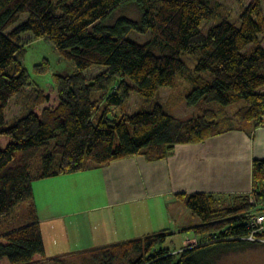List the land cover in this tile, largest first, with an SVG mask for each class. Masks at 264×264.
Segmentation results:
<instances>
[{"label":"trees","instance_id":"obj_1","mask_svg":"<svg viewBox=\"0 0 264 264\" xmlns=\"http://www.w3.org/2000/svg\"><path fill=\"white\" fill-rule=\"evenodd\" d=\"M125 4L138 8L140 20L123 16L107 24ZM243 5L240 25L224 18L205 29L216 16L214 0H0V264L65 262L46 253L35 181L135 156L162 160L176 144L264 126V14L260 0ZM133 31L152 33V39L133 41ZM30 34L49 40L76 70L55 74L47 87L34 82L25 65L34 39L25 44L24 37ZM183 54L194 57L195 68ZM96 65L106 69L89 79L85 73ZM49 68L46 60L36 73ZM179 75L192 84L183 100L200 106L197 116L179 118L161 103L111 115L127 107L132 91L150 102L162 87H177ZM235 103L242 104L233 113L239 121L225 127L218 110ZM252 171V188L262 199L264 159H255ZM179 196L199 217L193 231L207 235L205 243L192 244L176 259L166 249L155 251L171 235L164 230L80 257L98 255L103 264L131 255L137 259L130 264H214L224 253L263 242L245 238L250 229L240 216L254 208L249 193Z\"/></svg>","mask_w":264,"mask_h":264},{"label":"crops","instance_id":"obj_2","mask_svg":"<svg viewBox=\"0 0 264 264\" xmlns=\"http://www.w3.org/2000/svg\"><path fill=\"white\" fill-rule=\"evenodd\" d=\"M255 159H264V126L179 143L162 160L135 156L37 180L34 195L46 253L74 258L164 230L194 245L199 237L193 228L201 221L185 210L179 195L246 194ZM179 206L190 217L188 225Z\"/></svg>","mask_w":264,"mask_h":264},{"label":"rangeland","instance_id":"obj_3","mask_svg":"<svg viewBox=\"0 0 264 264\" xmlns=\"http://www.w3.org/2000/svg\"><path fill=\"white\" fill-rule=\"evenodd\" d=\"M214 1L216 16L213 20L206 21L204 23L205 29H208L209 27L218 23L224 18L231 20L237 25H240L241 13L243 11L244 6L243 3L248 4L251 0H243V2H241V0ZM260 3L264 14V0H260ZM123 16L133 20H140L141 13L134 4H125L117 7L106 23L112 25ZM128 38L139 43H146L152 39V33L143 34L133 31L128 35ZM31 39H34L31 34L26 35L24 37V43H29ZM182 57L190 67L195 68L194 57L192 58L187 54H183ZM46 60L49 62L50 67L48 73H36V65L43 64V62ZM25 65L30 73L31 79L43 87H47L48 85L53 83L52 81L54 79L55 74L66 75L73 73L76 70L74 64L68 60L63 59L55 48V46L47 39H34L28 44ZM105 69L106 68H104L103 66L96 65L87 70L85 74L90 79L102 73L103 71H105ZM176 84L177 87L175 88L162 87L159 90L157 97L150 102L146 101L143 97H141V95L137 91H132L131 99L129 100L127 107L125 109H123L122 107H116L112 110L111 115L121 116L124 113L135 114L142 110L152 109L157 103L167 105V108H169V110L174 113L175 116L182 119H189L193 116H197L198 114H200L202 111L200 106H188L186 101L183 100V94L186 93L192 87V84L185 81L181 75L178 76ZM104 104V101L100 102V111ZM241 105V103H235L225 107L223 111L218 110V117L220 119L223 118L221 121L223 126H225L226 124L228 125L229 123H238L239 120L234 117L233 113ZM87 165H89V163H87ZM25 205L26 203L19 205L15 209L13 216L19 214L23 210ZM185 208L188 213L193 214L192 211L187 207L186 203ZM179 209L181 210V215L186 218V214L183 211V207L179 206ZM195 217L200 220L199 217ZM186 219L187 220L185 224L188 225L190 223V217ZM16 224L20 225L19 222ZM18 225H13V228L18 227ZM207 239V235H200L197 241L195 240L194 245L205 243ZM182 240V237L179 235H170L163 244L156 247L155 251L158 252L160 249H166L169 251L168 254H175V258L177 259L179 254L184 249L191 246V244L186 245V243ZM136 259L137 255H131V257L127 258L124 261H117L116 264H130L131 261L133 262ZM63 264H103V261L101 256L88 254L82 257H67L65 258V262H63ZM214 264H264V241L258 245L249 247L245 250L224 253L217 259Z\"/></svg>","mask_w":264,"mask_h":264},{"label":"built area","instance_id":"obj_4","mask_svg":"<svg viewBox=\"0 0 264 264\" xmlns=\"http://www.w3.org/2000/svg\"><path fill=\"white\" fill-rule=\"evenodd\" d=\"M248 193L250 195V203L254 208L240 216L250 229V234L245 238L264 241V195L262 199H259L253 188Z\"/></svg>","mask_w":264,"mask_h":264}]
</instances>
